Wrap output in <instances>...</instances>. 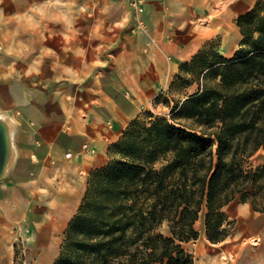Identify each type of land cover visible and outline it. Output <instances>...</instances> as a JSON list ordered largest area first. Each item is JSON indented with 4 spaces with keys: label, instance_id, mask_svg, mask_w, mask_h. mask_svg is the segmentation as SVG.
Masks as SVG:
<instances>
[{
    "label": "crops",
    "instance_id": "crops-1",
    "mask_svg": "<svg viewBox=\"0 0 264 264\" xmlns=\"http://www.w3.org/2000/svg\"><path fill=\"white\" fill-rule=\"evenodd\" d=\"M207 1L146 0L139 15L128 12L129 0H83L98 16L79 20L67 37L74 39L72 52L90 54L89 59L0 76V118L9 124L12 140L11 160L0 180V246H25L22 264H54L50 247L63 245L92 172L114 158L112 146L135 120L150 124L158 117L170 119L175 102L193 93L183 88L177 99L168 93L183 76L184 64L224 30L217 52L234 57L243 39L237 20L259 0H233L221 12ZM113 20L120 25L112 33ZM139 20L148 29L133 33ZM232 21L230 34L221 30L223 22ZM160 105L169 108L168 115L155 113ZM171 161L165 157L155 168ZM238 199L240 195L225 208L227 214ZM0 261L15 264V253Z\"/></svg>",
    "mask_w": 264,
    "mask_h": 264
},
{
    "label": "trees",
    "instance_id": "trees-1",
    "mask_svg": "<svg viewBox=\"0 0 264 264\" xmlns=\"http://www.w3.org/2000/svg\"><path fill=\"white\" fill-rule=\"evenodd\" d=\"M237 25L234 57L209 42L173 84L198 90L170 119L135 120L92 172L54 264H195L184 245L199 239L200 220L220 244L234 229L225 208L237 195L264 213V163L253 164L264 152V0Z\"/></svg>",
    "mask_w": 264,
    "mask_h": 264
},
{
    "label": "rangeland",
    "instance_id": "rangeland-1",
    "mask_svg": "<svg viewBox=\"0 0 264 264\" xmlns=\"http://www.w3.org/2000/svg\"><path fill=\"white\" fill-rule=\"evenodd\" d=\"M230 2L231 0L207 1V3L217 4L214 6V8L220 12L229 10L228 6ZM37 3L40 6L42 5V7H39L40 11L37 7ZM34 4L35 6H32ZM129 7L130 9H128V12L131 9L134 11L130 4ZM1 11L3 12L2 16H0L1 79H5L4 77L13 74L23 75L27 69L36 68L38 65H50L52 62L56 61L60 63L77 61L79 58H82V60L84 59L86 61L92 56L90 54H74L71 48L74 39L67 37L69 36L68 34L72 32V29H75V27L77 28L79 26V20L84 19L83 22H88L87 19L98 16L97 11L94 13V11H92V7L86 6L83 0H0V14ZM101 14H103V12H101ZM17 15H28L30 18L31 22H23L27 29L26 36L22 37L20 32L14 30V27L17 24H20L14 19V17H18ZM230 15H232V13L229 15L225 14V17H229ZM118 23L119 22L113 20L112 33L115 31L118 25H120ZM206 23L207 20L201 22L202 26ZM130 24L136 25L135 23L129 22V25ZM222 24L224 26L221 28V30L226 29L229 34V31H233V25L235 24L233 21L223 22ZM135 27L136 26L132 28V32ZM36 29L38 30L37 32ZM58 33L61 35L60 39H58L60 46H57L56 43ZM225 34L226 32L224 30L222 35ZM222 35H219L217 39L212 41L214 42V47L218 50L221 48L223 43V39L221 38ZM12 46L13 48H11ZM193 89L194 88L189 89L188 92H192ZM167 92L168 90L164 93ZM183 92H185V90L182 87H174L173 91L172 89H169L168 93L171 94V99H173V97L177 99L183 95ZM169 112V108L164 105H160V107L156 108L155 111V113L159 115H168ZM263 163V153L259 154L253 159V164L255 166L261 165ZM229 209L231 211L228 214L231 220L235 221V226L231 236L227 240L220 244L211 243L206 236L204 221L202 219L196 224V228L200 233L199 239L185 244V249L191 255H193L195 264H264V235L262 236V240L259 242V244L255 245L252 240H254L256 237H261V231L255 232L250 237H245L244 233L242 234L239 232L238 227L239 217L246 214H251L254 218L256 217L258 220H261L262 225L264 226V213L254 211L251 203H243L240 199L236 200L228 208V210ZM243 238H245L244 240L248 239V243H245ZM19 245L20 246H0V259H3L4 257L5 261H7L8 256H12V253H15V264H22L20 259L25 258L24 253L27 254L28 249L21 244ZM236 247H239L238 249L240 250H238ZM60 253L61 246L50 247L49 255L50 257L52 256L55 261L59 257ZM227 253L232 254L229 256ZM234 255H236L235 260ZM224 256H228L231 261L223 263L222 258ZM2 262L3 261H0V264Z\"/></svg>",
    "mask_w": 264,
    "mask_h": 264
},
{
    "label": "bare ground",
    "instance_id": "bare-ground-1",
    "mask_svg": "<svg viewBox=\"0 0 264 264\" xmlns=\"http://www.w3.org/2000/svg\"><path fill=\"white\" fill-rule=\"evenodd\" d=\"M42 1V0H41ZM33 2V1H32ZM231 2H232V0H231ZM242 3V2H241ZM37 7H38V9H39V7H42V5L40 6L38 3H37ZM32 6H35V4L34 5H32ZM31 6V7H32ZM35 8V7H34ZM37 9V10H38ZM26 11H28V10H26ZM39 11H40V9H39ZM3 12L1 11V14H2ZM22 14V13H21ZM10 15V14H9ZM18 16V15H17ZM23 16V15H22ZM27 22V21H26ZM28 23V22H27ZM32 25H33V23H32ZM31 27V26H30ZM34 27V26H33ZM15 29V31H18V32H20L21 33V35H22V37L23 36H26V34H27V29H26V27H25V25L23 24V23H20V24H17L15 27H14ZM6 29V28H5ZM12 30H13V28H12ZM40 30V29H39ZM8 31V30H7ZM38 30L36 29V32H37ZM17 32V33H18ZM2 34V33H1ZM7 35V34H6ZM9 36V35H8ZM8 36H6V37H8ZM13 39V38H12ZM21 39V38H20ZM16 40H19V39H16ZM22 41H23V39H22ZM25 41V40H24ZM12 42V41H11ZM18 42V41H17ZM7 44V43H6ZM22 44H24V43H22ZM10 45V44H9ZM6 46H8V45H6ZM11 48H13V46L11 47ZM238 227H239V232L240 233H244L245 234V237L247 236V237H250V236H252L255 232H259V231H261V237H256V238H254V240H252V242H254L255 243V245H258L259 244V242L262 240V236L264 235V226L262 225V222H261V220H258L256 217L254 218L251 214H246V215H244V216H241V217H239V225H238ZM245 238H243V241H245V243H248L247 242V240H244ZM250 240V239H249ZM251 245V244H250ZM246 247V246H245ZM237 249L239 248V247H236ZM229 250V249H228ZM238 250H240V249H238ZM207 252V251H206ZM230 252V251H229ZM234 253V252H233ZM227 254H229V253H227ZM230 254H232V253H230ZM230 254H229V256H230ZM235 254V253H234ZM206 255V254H205ZM235 257H234V260L236 259V255H234ZM1 260V259H0ZM222 261H223V263H225V262H227V261H231V259L228 257V256H224L223 258H222ZM2 264V263H1ZM217 264V263H216Z\"/></svg>",
    "mask_w": 264,
    "mask_h": 264
},
{
    "label": "water",
    "instance_id": "water-1",
    "mask_svg": "<svg viewBox=\"0 0 264 264\" xmlns=\"http://www.w3.org/2000/svg\"><path fill=\"white\" fill-rule=\"evenodd\" d=\"M12 156V140L9 124L0 118V180L5 176Z\"/></svg>",
    "mask_w": 264,
    "mask_h": 264
},
{
    "label": "built area",
    "instance_id": "built-area-1",
    "mask_svg": "<svg viewBox=\"0 0 264 264\" xmlns=\"http://www.w3.org/2000/svg\"><path fill=\"white\" fill-rule=\"evenodd\" d=\"M145 2L146 0H130L129 4L137 14L141 15L145 11ZM147 29V24L143 20H139L133 31H146ZM67 156L71 157V154H68Z\"/></svg>",
    "mask_w": 264,
    "mask_h": 264
},
{
    "label": "clouds",
    "instance_id": "clouds-1",
    "mask_svg": "<svg viewBox=\"0 0 264 264\" xmlns=\"http://www.w3.org/2000/svg\"><path fill=\"white\" fill-rule=\"evenodd\" d=\"M0 16H2V14H0ZM14 19L18 22V23H23L24 21H30V18L28 15H23V16H18V17H14Z\"/></svg>",
    "mask_w": 264,
    "mask_h": 264
}]
</instances>
